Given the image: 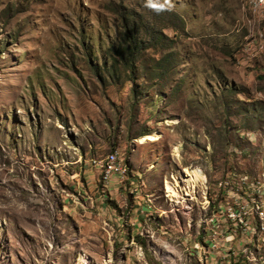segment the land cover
<instances>
[{
  "label": "rangeland",
  "instance_id": "1",
  "mask_svg": "<svg viewBox=\"0 0 264 264\" xmlns=\"http://www.w3.org/2000/svg\"><path fill=\"white\" fill-rule=\"evenodd\" d=\"M0 264H264V8L0 0Z\"/></svg>",
  "mask_w": 264,
  "mask_h": 264
},
{
  "label": "bare ground",
  "instance_id": "2",
  "mask_svg": "<svg viewBox=\"0 0 264 264\" xmlns=\"http://www.w3.org/2000/svg\"><path fill=\"white\" fill-rule=\"evenodd\" d=\"M250 2L252 3L254 9L264 8V0H250ZM157 139H159V134H156L151 138V140ZM176 152H178V148L176 149ZM99 166L103 171V177L114 176L117 171L121 172L122 174L126 173L127 171V167L119 162L118 158L115 157V154H110L105 161L100 162ZM185 173V179L190 185V188L187 190V195H189L191 192H194L197 189L198 183H205V176L202 171L198 169L186 168ZM168 189L170 195L179 196L178 193L170 187V185H168Z\"/></svg>",
  "mask_w": 264,
  "mask_h": 264
},
{
  "label": "trees",
  "instance_id": "3",
  "mask_svg": "<svg viewBox=\"0 0 264 264\" xmlns=\"http://www.w3.org/2000/svg\"><path fill=\"white\" fill-rule=\"evenodd\" d=\"M124 15V33H123V51L126 54H132V57H139L142 54V47L139 43V39L136 36V24L135 22H130L127 16ZM131 19V17H129Z\"/></svg>",
  "mask_w": 264,
  "mask_h": 264
},
{
  "label": "built area",
  "instance_id": "4",
  "mask_svg": "<svg viewBox=\"0 0 264 264\" xmlns=\"http://www.w3.org/2000/svg\"><path fill=\"white\" fill-rule=\"evenodd\" d=\"M263 9V8H262ZM115 157H119V155H115ZM112 180H113V176H106V177H103V181L106 183V184H109V183H112Z\"/></svg>",
  "mask_w": 264,
  "mask_h": 264
},
{
  "label": "clouds",
  "instance_id": "5",
  "mask_svg": "<svg viewBox=\"0 0 264 264\" xmlns=\"http://www.w3.org/2000/svg\"><path fill=\"white\" fill-rule=\"evenodd\" d=\"M152 7L156 8V7H158V6H157V5H152Z\"/></svg>",
  "mask_w": 264,
  "mask_h": 264
}]
</instances>
